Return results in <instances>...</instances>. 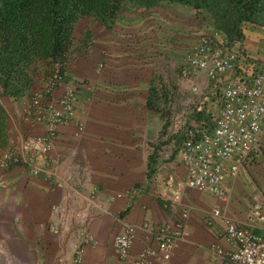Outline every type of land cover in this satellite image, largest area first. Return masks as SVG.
I'll return each mask as SVG.
<instances>
[{
    "label": "crops",
    "instance_id": "1",
    "mask_svg": "<svg viewBox=\"0 0 264 264\" xmlns=\"http://www.w3.org/2000/svg\"><path fill=\"white\" fill-rule=\"evenodd\" d=\"M74 68L73 64L69 65L66 85L74 83L78 75ZM229 78H233L232 75L225 74L218 81L225 84ZM133 80L128 79L131 81L128 83L121 81L122 89L110 86L111 102L107 100V103L111 118L108 119V126L113 124L114 128L120 127L119 124L126 122L129 117V129L133 130L135 121L132 116L136 115L139 121L136 126L139 129L145 126L144 131L147 132V115L142 104L145 90L142 86H136ZM135 89H141L142 93H137ZM60 90V87L55 90L54 95L57 96ZM123 91L127 93L123 94ZM138 96L135 103L134 99ZM82 98L78 94L75 105L77 118L81 117L79 109ZM215 100L212 109L215 108ZM139 112L141 115L138 116ZM156 119L153 116L149 121ZM150 123L152 128L148 130L154 131V122ZM9 124L8 135L13 136L11 139H15V144L19 143L22 135L42 133L39 126H19L14 120ZM94 128L99 134L102 127L99 125ZM260 129L262 133L264 121L260 123ZM84 131L85 125L82 135L75 139L72 138L71 125L59 127L48 156L35 163L40 168L35 177L29 176L26 169L20 166L0 170V264H7L8 260L14 264H65L69 259L71 251L66 236L53 235L48 227L52 222L51 207L59 205L62 195L67 193L65 179L71 165L87 169L89 185L95 190L94 201L101 209L88 225L93 243L83 247L82 264H129L118 261L112 249V239L122 232L123 223L135 229L128 258L131 260L145 247L155 245L154 234L157 229L164 225L172 227L178 217L177 209L186 211L188 216L182 224L184 234L174 239L170 264H227L225 258L231 249L222 237L221 222L216 219L213 226L207 227L203 220L214 208H218L222 215L234 223L244 222L251 205L262 198L264 188L263 183H259L262 188L259 184L256 187H243L245 166L239 167L234 176L225 173L222 185L227 194L237 196L239 201H223L203 192L186 189L183 185L184 168L178 156L167 162L164 169L160 166L153 176L147 177L146 155L142 156L140 164V156H136L137 152L133 149L140 144L139 138H84ZM262 142L264 139L259 136L255 148ZM73 147L85 154L87 164L81 161V155H73ZM168 176L174 179L172 186L166 184ZM176 193L179 195L177 206L169 204L165 207L162 196L171 198ZM114 194H121V197L111 199ZM74 196V205L85 207L89 204L84 191L75 190ZM247 196L249 200L243 203L242 198ZM212 245L221 249V257L213 254L210 249ZM148 264L157 263L148 260Z\"/></svg>",
    "mask_w": 264,
    "mask_h": 264
},
{
    "label": "built area",
    "instance_id": "2",
    "mask_svg": "<svg viewBox=\"0 0 264 264\" xmlns=\"http://www.w3.org/2000/svg\"><path fill=\"white\" fill-rule=\"evenodd\" d=\"M234 62L233 54L211 51L203 40L185 52L181 74L184 76L186 71H190L193 77L202 74L206 79L215 80L230 74ZM59 87L61 90L55 96L54 91ZM192 91L197 94L198 89L194 87ZM196 98L199 99L198 94ZM77 101L78 93L72 87L63 85L55 65L41 87L32 91L27 101L22 103L17 115L22 125L28 128L39 126L42 133L22 135L18 144L11 143L10 147L1 151L0 170L20 166L26 169L29 176L35 177L40 171L35 163L48 156L59 127L71 125L72 137L78 139L84 124L75 116ZM194 109L203 111V104L197 103ZM206 112V121L185 129L178 149L177 156L185 174L183 185L186 189L236 203L239 201L237 196L227 194L222 185L225 173L236 175L239 167L248 162L250 154L256 149L261 133L260 123L264 121V69L259 68L250 79L246 76H242L240 81L229 78L221 87L215 108ZM89 181L86 168L71 165L65 179L67 193L62 195L59 205L51 207L52 222L48 229L53 235H65L71 251L65 264H82L83 247L93 243L88 225L101 209L94 201L95 190ZM173 183V177L168 176L166 184L172 186ZM75 190L86 193L87 206L78 207L72 203ZM120 197L121 194H114L111 199ZM162 200L165 207L169 204L177 206L179 195L176 193L171 198L163 195ZM177 212L178 217L172 227L164 225L157 229L155 245L145 247L131 260L128 258L135 229L123 223L122 232L112 239V249L118 261L148 264V260H153L157 264H170L174 239L184 234L182 224L188 216L184 210L177 209ZM216 219L221 222L222 237L231 249L225 258L227 264H264V188L262 198L251 205L242 224L234 223L218 208H214L203 223L211 227ZM210 249L214 255L222 256L219 247L212 245ZM7 264L14 263L8 260Z\"/></svg>",
    "mask_w": 264,
    "mask_h": 264
},
{
    "label": "trees",
    "instance_id": "3",
    "mask_svg": "<svg viewBox=\"0 0 264 264\" xmlns=\"http://www.w3.org/2000/svg\"><path fill=\"white\" fill-rule=\"evenodd\" d=\"M165 5L180 7L185 12L193 11L195 23L197 22L195 30L190 31L183 25L176 31L179 34L182 33L180 34L181 42L184 44L189 42V35L197 41L187 47L184 54L205 40L209 50L234 55L235 62L230 75L239 81L242 76L250 79L259 68L264 69V62L252 53L248 44L249 36L253 31L264 32V0H0V98L12 102L19 101L20 104L21 99L30 97L37 74L42 72L46 80L52 74L55 65L58 67L63 85L66 84L74 27L82 19L88 17L94 19L99 26L118 40V42L113 41V45L117 47L120 55L112 58L117 59L119 67L129 68H127L126 76L122 75L123 77L118 81L128 83L131 82L127 81L128 79H136L134 82L137 83L139 79L140 85H143L145 90L143 109L158 115L160 129L156 140L153 143H147L150 152L146 156L145 164L146 176H153L158 168L157 153L164 146V142L172 141L170 159L173 160L175 156L177 157L178 149L184 139L185 129L199 125L208 119L207 92L221 88L223 85L218 81L220 77L215 80L206 79L202 74L193 77L190 71H186V75L182 76L181 71L184 68L182 63L179 69L181 79L200 77L204 79L209 89L203 93L202 89L197 87L198 101L188 106L190 109L183 119L179 132L171 138L167 137L168 116L171 101L176 95L175 89L163 83L161 74L153 68L146 71L140 70L136 74L139 66H130L133 65V60L143 59L147 62L144 64L149 68L151 61L146 56H149L151 51V58L155 57V53L159 56L158 53L164 45L161 42L162 37L153 34L154 32L147 34L140 28L129 27L133 20V22L140 21V16L146 14L153 17L155 10L164 9ZM205 21L208 24L205 28H210L209 34L207 31L203 33L204 29L197 34L196 29ZM184 30L188 32L183 33ZM142 35L146 36L145 41L141 39ZM149 35L153 36L149 37ZM131 37L141 40L135 44L126 42ZM169 43L173 45V40L169 39ZM159 57L158 59L161 58ZM113 84L116 88L122 89L118 82ZM73 89L78 92L76 88ZM216 98H213V101ZM199 102L203 104V111L194 109V105ZM13 120L19 126L22 125L16 115L11 113L10 118L0 105V152L11 146L8 127ZM162 137H165V141H161Z\"/></svg>",
    "mask_w": 264,
    "mask_h": 264
},
{
    "label": "rangeland",
    "instance_id": "4",
    "mask_svg": "<svg viewBox=\"0 0 264 264\" xmlns=\"http://www.w3.org/2000/svg\"><path fill=\"white\" fill-rule=\"evenodd\" d=\"M192 12H185L177 6L169 7L165 5L164 9H156L155 15H153V17H149L145 14L140 16V21H129L131 22L129 24V27L131 28H140L141 30L146 31L147 34L149 32H154L153 34L162 37L161 42L164 45L161 47V52L158 53L161 58L156 56V53L155 57L151 58V51L150 55L146 56L149 57L151 61L149 68L144 64H147V62H144L141 58V60H133V65L130 66H139V68L136 69V74L138 71L140 72V70L146 71V69L148 70L153 68L154 71L161 74L163 83L168 84L170 87L175 89L174 93L176 95L170 104V115L168 116L169 126L166 130V135L170 138L172 135L179 132V129H181L180 126L182 121L187 111L190 109L188 106H191L195 101H198L196 98L197 94L192 91V88H201L203 93L209 89L208 85L204 82V79L200 77H197L196 79H181L179 76V69L183 63V54L185 49L189 46H192L197 41H194L195 39H192V36L189 35V42L184 44V42H181L182 37L180 34L182 33L179 34L176 31L179 30L183 25L186 28H189L190 31L195 30L197 22L195 23ZM206 25H208L206 21L203 23V25L201 24L202 28L198 27L196 29L197 34L201 33V29H204L203 33L207 31V34H209L208 30L210 28H205ZM187 32L188 30L183 31V33ZM150 36L153 35H149V37ZM144 37L146 36L142 35L141 39L144 40ZM249 38L250 41L248 44L251 47L252 53L255 54L261 62H264V32L262 31L261 33L253 31ZM141 39L131 37L126 42L135 44ZM169 39L173 40V45L169 43ZM113 41L118 42L114 35L105 31L94 19L88 17L80 20L74 27V32L72 34V48L69 52V65L73 64L75 67L74 69L78 71V75L75 77L74 83H70L67 86L73 88L76 86L78 94L83 96V100L80 104L81 108L79 109L81 117H78L85 125V135L83 134V137L93 139H95V137H100L101 139L114 137L117 140L124 139L129 136L137 137L140 140V144L135 146L133 149H135L137 152L135 155L140 156L139 159L141 164L142 156H147L150 152V149L147 148V143H153L156 140L160 129V121L158 119V115L145 111L144 113L147 115L146 120L148 121L146 126L147 132L144 131L145 126H139L141 129L136 126V124H139L138 119H136V115L132 116L133 120L135 121V125H132L133 130L129 129V117H127L126 122L119 124L120 127L114 128V126H112L113 124L108 126V119L111 118V113L109 112L110 110L107 103V100L111 102V97L109 96V89L111 88L110 86H114L113 83L117 82L120 84L121 81L118 80L123 77L122 75L126 76L128 73V67H119L120 64L116 62L117 59L112 58L116 57L118 54L120 55L117 47L113 45ZM158 57L160 59H158ZM99 65L102 67L101 70L100 68L98 69ZM44 79L45 76L42 74V72H39L34 80L32 91L39 89ZM133 81H136V79ZM134 84L141 87L139 79L137 80V83L134 82ZM137 91V93H142L141 89H138ZM220 92V87L216 90L213 89L209 93L207 92L206 105L208 109H212L214 106L213 98L218 97ZM209 95L212 96L209 97ZM140 98L142 99V97ZM137 99H139V96ZM137 99L136 101L134 100L135 103H137ZM20 101L21 103L19 104V101L12 102L11 100L0 98V105L11 118V113L16 116L20 113V105L23 102H26L27 99H21ZM139 114L141 115V112L138 113V116ZM153 116L157 118L156 120H150L154 122V131L148 130L152 128L149 119H153ZM99 125H101L102 128L99 130L100 132L98 134V131L94 127ZM12 137L13 136H11V138ZM260 137L264 139V130ZM164 139L165 137H162L161 141H165ZM14 141L15 139H11L12 144H15ZM75 148L76 147L72 148V150H74L72 152L73 155H81L83 157H81V159H83L81 161L87 164L85 154L83 152L80 153V151ZM172 148L173 146L171 140L164 142V146H162L157 153L158 167L162 166V169H164L166 163L171 162L172 159H170V157L172 156L170 155L172 154ZM242 167L245 168V174L243 175V179L245 180L243 184L244 188L246 186L248 188L251 186L256 187V184L259 183H263L264 185V142L258 144V147L250 154L248 162H246ZM259 185L262 188L261 184ZM242 200L243 203H246V201L249 200V196L242 198Z\"/></svg>",
    "mask_w": 264,
    "mask_h": 264
}]
</instances>
